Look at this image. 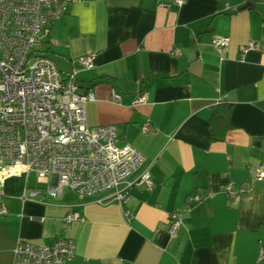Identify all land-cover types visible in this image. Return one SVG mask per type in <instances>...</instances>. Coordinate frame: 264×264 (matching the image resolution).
Listing matches in <instances>:
<instances>
[{
	"label": "crops",
	"instance_id": "obj_1",
	"mask_svg": "<svg viewBox=\"0 0 264 264\" xmlns=\"http://www.w3.org/2000/svg\"><path fill=\"white\" fill-rule=\"evenodd\" d=\"M216 36L229 38L223 59ZM248 42L256 48L240 53ZM40 50L71 65L92 55V67L77 75L80 91L93 94L87 124L114 125L118 144L144 156L153 187L134 185L122 205L97 202L108 192L79 199L71 191L44 204L19 199L26 187L46 185L33 173L7 178L0 264H13L18 239L60 237L75 241L67 264H264V178H255L264 169L262 0H67ZM141 92L146 101L132 106ZM220 97L229 105L222 121L212 118ZM228 182L247 192L227 197ZM190 196L200 200L187 209ZM70 210L80 219L65 223ZM172 212L182 219L175 234Z\"/></svg>",
	"mask_w": 264,
	"mask_h": 264
},
{
	"label": "built area",
	"instance_id": "obj_2",
	"mask_svg": "<svg viewBox=\"0 0 264 264\" xmlns=\"http://www.w3.org/2000/svg\"><path fill=\"white\" fill-rule=\"evenodd\" d=\"M184 1L173 0V4L181 6ZM66 6L67 0H0V187L9 177L33 173L46 185L26 187L19 196L22 202L45 204V198L58 199L64 191L79 199L108 192L106 199L97 202L122 205L131 187L141 185L151 190L153 183L144 156L128 144H118L114 125L87 124L85 105L93 100V94L80 91L77 75L92 67V55L78 57L66 72H59L52 61L38 55L43 53V34L65 14ZM228 43L226 36L211 39L220 59ZM255 48L248 42L238 50L244 54ZM111 98L119 100L113 91ZM146 99L147 94L141 92L131 105ZM141 129L147 132L152 128L145 122ZM255 178H264L261 166ZM224 191L229 198L247 192L233 182H228ZM198 200V196L188 197L186 208ZM7 213L0 205V216ZM79 219L75 210L63 218L65 223ZM181 224V216L172 212L169 234H175ZM74 256L75 241L71 238L60 237L48 244L18 239L13 264H67ZM262 256L264 248L258 258Z\"/></svg>",
	"mask_w": 264,
	"mask_h": 264
},
{
	"label": "water",
	"instance_id": "obj_3",
	"mask_svg": "<svg viewBox=\"0 0 264 264\" xmlns=\"http://www.w3.org/2000/svg\"><path fill=\"white\" fill-rule=\"evenodd\" d=\"M42 57H45L47 59H49L50 61H52L56 67V69L59 71V72H66L68 70H70L71 68V63L64 57L58 55V54H55L53 52H45V53H40L38 54Z\"/></svg>",
	"mask_w": 264,
	"mask_h": 264
},
{
	"label": "trees",
	"instance_id": "obj_4",
	"mask_svg": "<svg viewBox=\"0 0 264 264\" xmlns=\"http://www.w3.org/2000/svg\"><path fill=\"white\" fill-rule=\"evenodd\" d=\"M249 7H250L249 5H241L238 8H236V10H241ZM228 113H229V105L225 104L224 101H221L218 104V107L216 108L214 113L212 114V118L222 121L228 117Z\"/></svg>",
	"mask_w": 264,
	"mask_h": 264
}]
</instances>
